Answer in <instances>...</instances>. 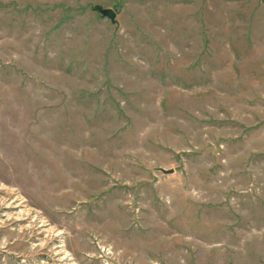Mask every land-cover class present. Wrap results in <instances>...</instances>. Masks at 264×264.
<instances>
[{"label":"rangeland","instance_id":"obj_1","mask_svg":"<svg viewBox=\"0 0 264 264\" xmlns=\"http://www.w3.org/2000/svg\"><path fill=\"white\" fill-rule=\"evenodd\" d=\"M0 264H264V0H0Z\"/></svg>","mask_w":264,"mask_h":264},{"label":"water","instance_id":"obj_2","mask_svg":"<svg viewBox=\"0 0 264 264\" xmlns=\"http://www.w3.org/2000/svg\"><path fill=\"white\" fill-rule=\"evenodd\" d=\"M98 10L100 11V13H102L104 16L110 18L111 20H116V17H117V13L116 11L113 9V8H103L102 6H98ZM164 171L168 172L170 170H166V169H163Z\"/></svg>","mask_w":264,"mask_h":264}]
</instances>
